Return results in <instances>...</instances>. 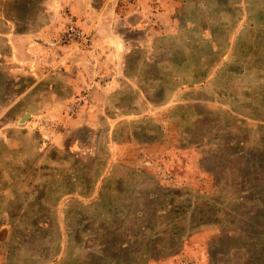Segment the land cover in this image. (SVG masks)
Masks as SVG:
<instances>
[{
	"label": "rangeland",
	"instance_id": "1",
	"mask_svg": "<svg viewBox=\"0 0 264 264\" xmlns=\"http://www.w3.org/2000/svg\"><path fill=\"white\" fill-rule=\"evenodd\" d=\"M0 264H264V0H0Z\"/></svg>",
	"mask_w": 264,
	"mask_h": 264
}]
</instances>
